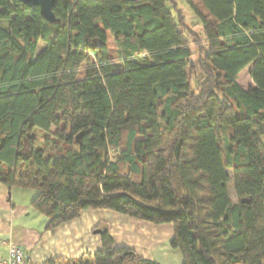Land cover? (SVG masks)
Returning a JSON list of instances; mask_svg holds the SVG:
<instances>
[{
    "label": "trees",
    "instance_id": "16d2710c",
    "mask_svg": "<svg viewBox=\"0 0 264 264\" xmlns=\"http://www.w3.org/2000/svg\"><path fill=\"white\" fill-rule=\"evenodd\" d=\"M184 1L200 31L177 0H0V184L46 230L112 210L172 224L183 264H264V0ZM100 236L43 264H161Z\"/></svg>",
    "mask_w": 264,
    "mask_h": 264
},
{
    "label": "crops",
    "instance_id": "0c3cea01",
    "mask_svg": "<svg viewBox=\"0 0 264 264\" xmlns=\"http://www.w3.org/2000/svg\"><path fill=\"white\" fill-rule=\"evenodd\" d=\"M108 32L110 31L107 34ZM253 68L254 64H251L239 73L237 82L243 89L256 86L251 75ZM262 141L264 143V135ZM29 190L31 189L18 187L9 189L0 184V264L8 256L13 244L21 247L28 261L35 264H43L51 256L77 257L102 248L100 233H94L95 227L101 230L102 225L107 227L103 216L98 213L102 210L83 211L78 219L64 223L54 230H46L47 217L31 205L37 192ZM230 195L236 202L233 183ZM108 229L115 238L116 245L121 246L116 237L123 235L122 228L116 230L108 226ZM145 230L142 235L137 233L138 239L135 238L133 244L126 246L161 264H183L181 252L170 245L174 228L167 226L154 233H147L151 231Z\"/></svg>",
    "mask_w": 264,
    "mask_h": 264
},
{
    "label": "rangeland",
    "instance_id": "374dc122",
    "mask_svg": "<svg viewBox=\"0 0 264 264\" xmlns=\"http://www.w3.org/2000/svg\"><path fill=\"white\" fill-rule=\"evenodd\" d=\"M177 3L179 4L180 8L184 11L188 24L192 26L196 31H200L201 23L197 19L194 12L190 9V7L185 3L184 0H177ZM44 45L45 44L41 42L39 45V50H41L44 47ZM108 49H109L110 59L116 65V70H117L118 68H120V62H121L120 51H119L118 46L114 42L113 36L110 32H108ZM91 59H92L91 63L92 62L96 63L93 57H91ZM91 63L86 64L85 69L88 66H90ZM84 73H85V70L83 71V74ZM55 131H56V128L55 127L52 128V133L50 134V136H52ZM39 138H43L42 134L40 133H39ZM29 191H32L33 193H35V191L32 189ZM98 213L99 214L101 213L100 215L103 216V221L104 223H106V226H107L106 228H108V226L114 227L116 230H118L119 228H122V231L124 232L123 235H121V237L117 235L116 237L118 244H120L121 246L133 244L132 242L135 241V238L138 239L137 237L138 234L142 235L144 232H146L145 229L151 231L147 233H154L155 231H158L162 229L163 227H167V226L170 227V229H173V225L169 223L154 224L149 221L137 220V219L117 213L112 210H102V211H99ZM98 228L99 227H95L94 230H98ZM101 228L105 229V226L102 225ZM116 234H119V233H116Z\"/></svg>",
    "mask_w": 264,
    "mask_h": 264
},
{
    "label": "water",
    "instance_id": "95a60500",
    "mask_svg": "<svg viewBox=\"0 0 264 264\" xmlns=\"http://www.w3.org/2000/svg\"><path fill=\"white\" fill-rule=\"evenodd\" d=\"M28 7H38L40 9L41 15L50 22L55 21V13H54V6L56 0H20ZM128 1H135V0H128ZM102 230L98 229L95 230L94 233H100Z\"/></svg>",
    "mask_w": 264,
    "mask_h": 264
},
{
    "label": "built area",
    "instance_id": "2783aa9c",
    "mask_svg": "<svg viewBox=\"0 0 264 264\" xmlns=\"http://www.w3.org/2000/svg\"><path fill=\"white\" fill-rule=\"evenodd\" d=\"M8 256L2 260V264H35L29 262L23 249L17 245H11Z\"/></svg>",
    "mask_w": 264,
    "mask_h": 264
}]
</instances>
